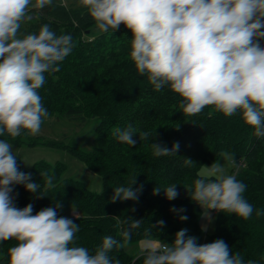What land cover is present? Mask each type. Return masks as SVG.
I'll return each instance as SVG.
<instances>
[{"label": "clouds", "instance_id": "clouds-1", "mask_svg": "<svg viewBox=\"0 0 264 264\" xmlns=\"http://www.w3.org/2000/svg\"><path fill=\"white\" fill-rule=\"evenodd\" d=\"M54 0H0V137L12 140L22 132L39 135L49 113L42 103L39 89L45 74L60 71L59 64L74 47L70 34L57 36L43 25L38 34L21 32L32 19L33 9H44ZM101 33L115 32L124 25L132 33L131 59L141 76L147 75L155 91L170 87L182 101L187 115H198L212 107L225 117L242 114L253 135L264 138V0H81ZM119 142L135 146L138 130L132 126L114 128ZM139 140L151 135L139 131ZM156 157L176 154L180 144L151 145ZM228 166H235L234 154H219ZM13 144L0 139V242L15 240L9 249V264H120L110 253L126 248L130 232L123 240L106 236L102 245L91 253L76 243L79 224L61 216V201L33 214V204L23 209L14 201V188L24 186L37 199L40 184L32 182V174L20 171ZM195 162L185 159V165ZM45 187H53L54 175L39 172ZM194 181L190 199L211 221V213H227L249 220L254 208L244 197L247 185L226 171L225 163L202 166ZM133 176L129 186L114 189L112 202L138 201L143 185ZM211 177L212 179H208ZM167 200L179 193L172 184L164 190ZM187 191V190H186ZM161 189L156 187L153 195ZM188 192V191H187ZM18 195V194H17ZM172 211L183 212L184 209ZM72 215L78 219L74 206ZM257 216L264 211H256ZM182 221L187 220L181 215ZM141 220L129 217L126 223L137 227ZM164 221L157 222L162 228ZM206 226L202 231H206ZM143 264H245L239 252L232 254L223 239L199 244L187 229L175 235L174 243L150 245L138 253ZM247 264H257L249 260Z\"/></svg>", "mask_w": 264, "mask_h": 264}, {"label": "trees", "instance_id": "trees-1", "mask_svg": "<svg viewBox=\"0 0 264 264\" xmlns=\"http://www.w3.org/2000/svg\"><path fill=\"white\" fill-rule=\"evenodd\" d=\"M36 11L39 15L22 26V33L38 34L43 25L51 24L55 26L52 31L57 36L70 34L74 44L71 54L60 62V71L45 74V84L39 89L42 103L49 118L93 124L95 145L86 152L76 144L59 145L44 139L41 134L27 135L26 131L16 140L6 135L0 139H8L15 146L68 151L90 172L102 178L103 189L96 193L81 181L62 179L67 169L63 163L51 165L39 161L30 169H24L18 160L20 171L31 173L32 182L40 184L37 194L45 196L37 199L24 186L17 185L13 192L15 205L23 209L31 203L33 214L54 207L57 201H61L62 208L72 210L74 206L79 217L68 218L79 224L76 243L91 253L102 245L106 236L122 241L120 234L129 231V245L119 251L114 249L110 256L119 259L120 264H143V257L137 258L140 251L132 250L143 241L174 243L175 235L181 229H187L189 236L199 240L203 210L189 195L194 190V181L203 178L199 173L201 167L218 161L219 154L226 151L234 154L235 161L246 163V167L235 175L247 185L244 197L254 211L247 221L218 213L217 232L210 237V243L223 239L232 254H241L245 264L249 260L264 264V215H256V211H264V138L252 134L253 129L244 123L239 112L225 117L214 108L205 107L198 115L185 114L180 107L182 98L170 87L155 91L147 75L138 73L130 55L132 33L124 25L115 32L91 36L97 27L81 0L70 5L64 0H54L52 6ZM129 125L138 133L149 132V139L141 141L137 133L134 147L119 142L112 130ZM176 142L180 144L176 154L154 156L153 143L171 150ZM186 158L195 163L186 166ZM42 171L54 175L53 187H45V181L39 175ZM133 176H137L134 189L143 185L138 201L117 200L113 203L114 189L128 187ZM172 184L177 185L179 195L169 201L163 190ZM156 187L161 192L153 195ZM173 208L185 211L174 212ZM58 214L61 215V209ZM181 215L188 219L182 221ZM129 217L141 220L140 224L132 227L130 222H125ZM160 220L165 222L162 228L156 227ZM16 243L12 239L0 242V264H9V249Z\"/></svg>", "mask_w": 264, "mask_h": 264}, {"label": "rangeland", "instance_id": "rangeland-1", "mask_svg": "<svg viewBox=\"0 0 264 264\" xmlns=\"http://www.w3.org/2000/svg\"><path fill=\"white\" fill-rule=\"evenodd\" d=\"M77 0H64L66 5H70L75 3ZM32 19H36L39 13L36 9H33L31 12ZM51 30L55 29V26L48 25ZM100 34V31L96 28L92 31L91 36L97 37ZM264 45V41L261 42ZM93 124H79L74 122H68L66 120H58L54 117H50L47 119L43 125V129L41 130V136L49 141H53L54 143H58L59 145H71L76 144L79 149L83 151H90L95 145V137H94ZM14 153L16 154L20 167L24 169H30L36 162L45 161L50 163L51 165H56L58 163H63L67 166L66 171L62 175V179H75L81 181L86 184V186L93 192L101 193L103 189V180L102 178L92 173L88 170L86 165L75 155L72 153L50 147H24V146H15L13 145ZM217 162V161H216ZM219 163H225L226 171L229 174H234V166H228L227 162L223 161V158L220 157L218 160ZM213 162L207 163L203 166L210 167ZM202 167L199 171L201 173ZM264 172V166H263ZM208 179H212L209 177ZM203 210V209H202ZM204 210L202 211V213ZM61 215L65 217H70L72 215V210L69 208H62ZM211 221H208L203 218L201 215L199 226L202 228L206 226L207 230L202 231V234L197 241L199 244L210 243V237H212L217 232V221L218 214L213 215L211 213ZM142 246H137L132 248L133 252L140 251ZM2 251V247L0 245V254Z\"/></svg>", "mask_w": 264, "mask_h": 264}, {"label": "built area", "instance_id": "built-area-1", "mask_svg": "<svg viewBox=\"0 0 264 264\" xmlns=\"http://www.w3.org/2000/svg\"><path fill=\"white\" fill-rule=\"evenodd\" d=\"M235 162L236 163H235V166H234V170H235L234 174H237L241 169L246 167V163L244 161H235ZM212 213H213V215L218 214L215 211H213Z\"/></svg>", "mask_w": 264, "mask_h": 264}, {"label": "crops", "instance_id": "crops-1", "mask_svg": "<svg viewBox=\"0 0 264 264\" xmlns=\"http://www.w3.org/2000/svg\"><path fill=\"white\" fill-rule=\"evenodd\" d=\"M156 244H160V243H158L156 241H143V242H141L140 246H142V248H146L150 245H156Z\"/></svg>", "mask_w": 264, "mask_h": 264}]
</instances>
